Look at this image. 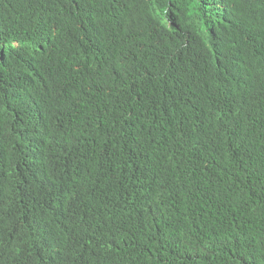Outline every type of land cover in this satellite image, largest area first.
Instances as JSON below:
<instances>
[{"label": "trees", "instance_id": "1", "mask_svg": "<svg viewBox=\"0 0 264 264\" xmlns=\"http://www.w3.org/2000/svg\"><path fill=\"white\" fill-rule=\"evenodd\" d=\"M0 264H264V0H0Z\"/></svg>", "mask_w": 264, "mask_h": 264}]
</instances>
